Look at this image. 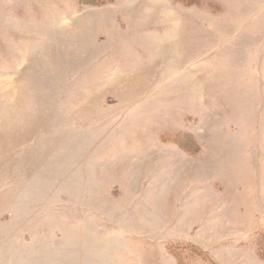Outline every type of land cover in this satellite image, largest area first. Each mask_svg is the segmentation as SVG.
Segmentation results:
<instances>
[{"label":"rangeland","instance_id":"1","mask_svg":"<svg viewBox=\"0 0 264 264\" xmlns=\"http://www.w3.org/2000/svg\"><path fill=\"white\" fill-rule=\"evenodd\" d=\"M0 264H264V0H0Z\"/></svg>","mask_w":264,"mask_h":264}]
</instances>
